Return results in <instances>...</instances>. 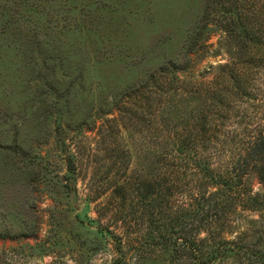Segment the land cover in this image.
I'll list each match as a JSON object with an SVG mask.
<instances>
[{
	"label": "rangeland",
	"instance_id": "374dc122",
	"mask_svg": "<svg viewBox=\"0 0 264 264\" xmlns=\"http://www.w3.org/2000/svg\"><path fill=\"white\" fill-rule=\"evenodd\" d=\"M213 1L0 0V264H115L119 239L109 233L113 227L104 231L105 197L91 199L123 174L124 161L148 170L155 147L161 152L181 139L196 147L195 136L207 131L216 144L200 143L201 149L219 151L221 166L233 162L228 152L264 133V62L257 48L246 57L245 98L231 105L224 124L196 125L206 110L216 113L204 93L179 108H159L169 98L151 75L169 61H184L200 33L201 41L211 37L214 52L194 54L180 76L185 84L229 59L217 46L224 36L219 27L195 30ZM246 7L260 12L254 19L263 33L264 0ZM136 88L143 92L133 93ZM224 89L235 99L232 82ZM101 120L103 127L95 125ZM245 185L264 204L258 176L249 175ZM233 220L226 237L237 253L216 264H264V206H240ZM128 239L127 264H172L161 240L142 247L147 253L137 260L136 236Z\"/></svg>",
	"mask_w": 264,
	"mask_h": 264
},
{
	"label": "trees",
	"instance_id": "16d2710c",
	"mask_svg": "<svg viewBox=\"0 0 264 264\" xmlns=\"http://www.w3.org/2000/svg\"><path fill=\"white\" fill-rule=\"evenodd\" d=\"M251 1L211 2L208 7L210 12H207L200 21L201 26H197L195 30L204 31L209 24L219 27L224 36L217 46L219 49L224 48L229 59L217 67L209 66L199 76V80L185 84L180 76L191 69L188 65L191 58L213 51L215 47L208 43L211 39L209 36L201 41L200 33L187 51L184 61H169L151 75V79L156 81L154 88L162 86L166 89L164 95L169 98L160 103L159 108L161 104L179 108L181 104L200 99L201 95L198 94L204 93L207 95L206 100L215 107L214 114H219L214 115L206 110L202 115L203 122H196V125L206 130L205 127L214 122L225 123L231 113V105H238V99L245 98L242 83L248 62L247 55L257 48L262 51L264 62V32H257L254 19L260 12L246 7ZM212 12H215V20L209 23L208 18ZM214 54L213 57H216L219 51ZM229 82H232L235 99L230 98L229 89H224V85L227 86ZM140 91L143 92L136 88L133 93ZM153 94L148 97L151 105L154 101ZM164 112L165 109L162 110ZM100 122L103 127L106 120L96 121L95 125ZM113 122L118 123V120L114 119ZM129 130L125 128L121 131ZM195 140L198 142L196 147H190L187 139H181L161 152L155 147L150 154L152 159L148 170L142 162L134 169L130 160L127 164L124 161L123 174L103 183L98 191L99 195L91 199L96 202L105 197L100 203L105 209L101 220L107 222L104 231L113 227L114 233L108 232L119 239V258L115 260V264H127L123 249L131 235L136 236L133 241L139 244L136 249L137 260L143 259V254L147 253L142 247L155 248L153 243L160 240L161 253L167 255L172 264H179L184 259L194 264H216L230 254L237 253L236 247L232 246L234 243L226 237L228 227L234 223L233 215L240 206L251 211L264 206L259 202V195L252 196L245 185L246 178L256 174L264 186V133L255 135L241 149L228 152L233 162L221 166L216 165L217 160H220L219 151L201 149L203 143L206 146L209 142L216 144V137L204 131L195 136ZM195 223V231L190 230V226Z\"/></svg>",
	"mask_w": 264,
	"mask_h": 264
}]
</instances>
